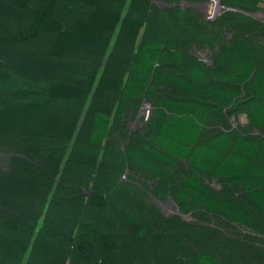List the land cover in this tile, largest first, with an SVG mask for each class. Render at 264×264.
<instances>
[{
	"label": "trees",
	"instance_id": "16d2710c",
	"mask_svg": "<svg viewBox=\"0 0 264 264\" xmlns=\"http://www.w3.org/2000/svg\"><path fill=\"white\" fill-rule=\"evenodd\" d=\"M30 1L0 0V18L26 10ZM58 1L38 0L28 24L6 41L20 44L53 33L48 55L57 59L67 53L90 55L95 60L104 58L110 53L109 34L113 32L120 41L138 46L128 59L117 62V68L123 65L124 69H92L88 80L57 74L59 79L44 89L40 99L0 101V140L32 139L39 143L33 158L26 153L4 157L9 165L0 171V264L120 263L126 247L111 235L106 223L92 226L72 221L59 213L61 209L51 211L53 200L49 199L51 207L45 212L44 204L62 165L61 157L53 154L57 153L55 148L78 136L81 128L86 130V144L104 145L113 123L127 125L128 119L137 116L141 90L151 97L149 122L142 138L137 143H127L123 151L126 165L135 179L139 177L141 187L154 198L172 197L185 213L203 210L264 240V225L237 201L218 197L205 183L234 185L264 217V138L234 134L226 126L220 128L218 122H209L210 113L220 112L219 108L229 111L246 97L248 122L264 130V103L250 97L252 91L264 97V69L255 66L246 36L223 41L225 46L216 44L211 64L205 66L179 49L171 34L141 37L139 13L122 15L116 2L112 8H105L98 0H84L86 16L73 19L66 28L54 15ZM220 1L225 7L243 12L258 9L256 0ZM240 11L228 10L214 18L210 36L224 38L228 30L238 33L243 25L226 19L235 14L245 21L252 20ZM203 27L206 30L207 25ZM33 65L35 61H26L23 69H32ZM13 78L10 72L0 73V81ZM167 86L189 98L166 96L163 89ZM103 92L116 93V101L95 103ZM89 93L92 99L84 106ZM28 165L34 166L44 181L45 193L40 201L28 202L23 192L10 187L17 180L34 181ZM180 165H186L188 170L175 184L168 168ZM82 166L94 168L96 157L78 161L77 167ZM32 202L36 206H31ZM87 205L104 208L107 197L93 193ZM119 219L138 238L147 236V227L137 217L122 212ZM253 250L256 253L246 264H264V245ZM187 264L225 263L212 253L194 250Z\"/></svg>",
	"mask_w": 264,
	"mask_h": 264
},
{
	"label": "rangeland",
	"instance_id": "374dc122",
	"mask_svg": "<svg viewBox=\"0 0 264 264\" xmlns=\"http://www.w3.org/2000/svg\"><path fill=\"white\" fill-rule=\"evenodd\" d=\"M207 1L98 0V4L112 8L116 2L122 15L132 11L139 13L143 24L141 37L160 32L171 34L177 41L179 49L205 66L211 64L213 53L216 52L213 47L216 44L223 46V41L227 43L234 36H246L244 38L253 55L255 66L264 69V0H256L258 9L254 12L255 17H251L252 20L245 21L235 14L227 17L229 19L226 20H230L232 24L236 20V23L240 22L243 26L238 28V33L228 30L226 37L218 39L209 34L213 28L210 24L212 20H206L200 10L189 4ZM216 1L226 6L223 1ZM157 2L180 3V6L160 7ZM37 3L38 0H31L26 10L15 12L10 17L0 18V73L10 72L14 77L13 81H0V101H24V97L40 99L44 95V89L59 79L57 74L66 78L79 77L88 80L90 70L97 69L101 72L108 66L117 68V62L128 59L138 46L137 43L120 41L116 32H113L109 34L111 37L109 55L95 60L90 55L81 53H67L60 59L50 57L48 51L54 39L53 33H44L36 39L20 44L8 43L7 38L14 36L17 30L28 24ZM87 9L84 0H59L54 15L67 28L73 19L84 18ZM222 13L217 15L218 18ZM205 25H207L206 30L203 27ZM32 60L35 61L33 68L23 69L24 63ZM121 68L123 65L117 69ZM167 92L175 93L173 87H169ZM250 97L264 103V97L255 91L250 92ZM91 99V93L87 94L83 101L84 106H87ZM116 99V93L103 92L97 95L94 102L107 104ZM244 99L246 101V97ZM139 102L138 110L142 109L140 118L128 119L127 125L122 126L113 123L109 136L101 147L86 144L84 141L86 130L81 128L78 136L62 144L60 148L59 146L55 148L57 153L53 154L61 157L62 165L51 183L53 189L48 192L44 212L50 209L49 199H51L55 202L51 211L56 212L61 209L59 213L62 215L65 213L72 221H82L92 226L100 222L106 223L111 235L117 236L119 243L126 247L125 255L119 264H187V258L194 250L212 253L225 264L250 262L256 253L253 249L264 245V240L246 228L210 216L203 210L185 213L179 208L168 206L165 203L173 200L172 197L154 198L141 187L137 179L139 177L135 179L134 172L126 165L123 150L127 143H137L142 138L149 122L147 118L150 117L152 108L151 97L141 90ZM143 103L149 108L142 107ZM240 103L234 109L226 111V116L236 125V133L252 135L255 130L253 126L241 128V121L245 120V116L243 107L237 108ZM214 117L215 115H212V118ZM259 136L264 138V131H260ZM38 149L39 143L32 139H1L0 171L9 165V161L4 157L26 153L33 158ZM91 156L96 157L94 168L77 167L78 161ZM27 169L34 181L19 183L17 180L10 187L23 192L28 202L40 201L44 198V181L34 166L28 165ZM168 170L175 184H178L188 168L186 165H180L178 168H168ZM205 183L218 197L237 201L257 223L264 225V217L260 211L235 187L226 185L223 186L222 192L217 193L213 187L214 182ZM93 193L105 195L107 206L100 209L89 207L87 200ZM30 205L36 206L33 202ZM122 212L137 217L147 227L149 234L147 233L144 238H138L137 233L129 225L121 223L119 216Z\"/></svg>",
	"mask_w": 264,
	"mask_h": 264
},
{
	"label": "crops",
	"instance_id": "0c3cea01",
	"mask_svg": "<svg viewBox=\"0 0 264 264\" xmlns=\"http://www.w3.org/2000/svg\"><path fill=\"white\" fill-rule=\"evenodd\" d=\"M208 8V7H207ZM207 8L205 7L204 9H201V13L204 15V12H205V9L207 10ZM169 87H172V86H167L166 88H164L163 90H164V94L166 95V96H169V95H171V96H173V97H176V98H178V97H184V98H189V95H187V94H181L176 88H174V92L175 93H168L167 92V89L169 88ZM162 90V89H161ZM240 102L242 103L241 105L242 106H240V107H243V110H244V118H245V120H242L241 122H242V127L241 128H245V127H248V126H253L252 124H250L248 121H246V114H245V99H240ZM239 107V106H238ZM237 107V108H238ZM232 109H234V108H232ZM230 110V109H229ZM219 111L220 112H218V113H210L209 114V122H218L219 124H218V126H220V128H223L224 126H226V127H228L229 128V130H231V131H233V133L234 134H238V133H236V131H237V129H236V125L232 122V120L230 121L228 118H227V116H226V114H225V112H226V109L225 108H219ZM139 113V112H138ZM138 115V114H137ZM212 115H215V117L214 118H212ZM137 117V116H136ZM237 124V123H236ZM254 128H255V130L253 131V134L252 135H259V132L260 131H264V130H262V129H258L257 127H255V126H253ZM241 135H244V134H241ZM213 182V181H212ZM227 184H221V183H219V182H216V181H214V183H213V187L217 190V193H219V192H222L223 191V189H224V187L223 186H226ZM227 186H229V187H234V185H227Z\"/></svg>",
	"mask_w": 264,
	"mask_h": 264
},
{
	"label": "water",
	"instance_id": "95a60500",
	"mask_svg": "<svg viewBox=\"0 0 264 264\" xmlns=\"http://www.w3.org/2000/svg\"><path fill=\"white\" fill-rule=\"evenodd\" d=\"M152 1V0H151ZM154 1V0H153ZM158 3V6H160V7H167V8H172V7H177V6H180V3H172V4H163V3H159V2H157ZM216 3H218V2H216ZM192 7H194L195 9H197V10H200L201 11V9L203 8V5H204V3H189ZM228 10H235V11H240V10H237V9H233V8H230V7H225V6H223V5H220V4H218V12L220 13V12H225V11H228ZM240 12H243V11H240ZM244 14H246V15H248V16H250V17H255V14L254 13H249V12H243ZM142 107H145V108H149V106L146 104V103H143L142 104ZM141 110L142 109H140L139 110V113H138V115H137V118H140V116H141ZM146 119V118H145ZM144 119V122L146 121ZM148 119V118H147ZM246 121H248V119L246 118ZM124 151V150H123ZM207 182V181H206ZM214 182V181H213ZM157 201V200H156ZM161 204V203H160ZM166 205H168V206H173V207H175L176 209H178L179 207H178V205L173 201V200H168L166 203H165ZM171 204V205H170ZM162 206H163V204H161Z\"/></svg>",
	"mask_w": 264,
	"mask_h": 264
},
{
	"label": "built area",
	"instance_id": "2783aa9c",
	"mask_svg": "<svg viewBox=\"0 0 264 264\" xmlns=\"http://www.w3.org/2000/svg\"><path fill=\"white\" fill-rule=\"evenodd\" d=\"M218 1L216 0H208L207 5H204L203 9L206 7L207 10L205 9L204 16L206 20H213L217 15H219V12L216 8L218 6Z\"/></svg>",
	"mask_w": 264,
	"mask_h": 264
},
{
	"label": "clouds",
	"instance_id": "9594fccd",
	"mask_svg": "<svg viewBox=\"0 0 264 264\" xmlns=\"http://www.w3.org/2000/svg\"><path fill=\"white\" fill-rule=\"evenodd\" d=\"M200 3H206V2H200ZM205 5V4H204ZM204 5H203V7H204ZM203 9V8H202ZM216 18V17H215Z\"/></svg>",
	"mask_w": 264,
	"mask_h": 264
},
{
	"label": "flooded vegetation",
	"instance_id": "af4514ba",
	"mask_svg": "<svg viewBox=\"0 0 264 264\" xmlns=\"http://www.w3.org/2000/svg\"><path fill=\"white\" fill-rule=\"evenodd\" d=\"M208 2V1H207ZM207 2L206 3H204L205 5H207Z\"/></svg>",
	"mask_w": 264,
	"mask_h": 264
},
{
	"label": "bare ground",
	"instance_id": "6f19581e",
	"mask_svg": "<svg viewBox=\"0 0 264 264\" xmlns=\"http://www.w3.org/2000/svg\"><path fill=\"white\" fill-rule=\"evenodd\" d=\"M217 10H218V6H216Z\"/></svg>",
	"mask_w": 264,
	"mask_h": 264
}]
</instances>
